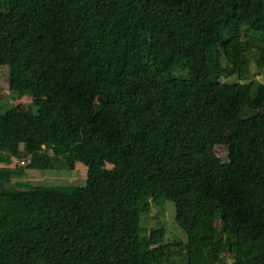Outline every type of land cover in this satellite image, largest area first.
I'll return each instance as SVG.
<instances>
[{
  "label": "trees",
  "instance_id": "trees-1",
  "mask_svg": "<svg viewBox=\"0 0 264 264\" xmlns=\"http://www.w3.org/2000/svg\"><path fill=\"white\" fill-rule=\"evenodd\" d=\"M249 39L264 0H0V177L86 176L0 190V264H264V81L221 80ZM165 199L186 243L144 231Z\"/></svg>",
  "mask_w": 264,
  "mask_h": 264
},
{
  "label": "rangeland",
  "instance_id": "rangeland-1",
  "mask_svg": "<svg viewBox=\"0 0 264 264\" xmlns=\"http://www.w3.org/2000/svg\"><path fill=\"white\" fill-rule=\"evenodd\" d=\"M251 45V57L246 73H232L224 74L221 80L224 82H244L249 79H256L264 81V59L261 58L260 49L264 50V44L249 39ZM14 93L9 91L3 80V70L0 69V113L5 112L13 105ZM23 102L30 105L32 111L37 109L31 105V98L24 96ZM22 148L23 145L21 144ZM216 154L224 162L227 161V149L224 145L215 147ZM22 160L24 161L23 163ZM29 158L23 157L19 160V169L21 175L11 174L9 178L0 177V190L7 189L15 191L16 189H27L29 187L51 188L57 186H82L85 184L86 176H83V170H69L61 159L56 162L54 168L50 169H37L26 166ZM163 226L164 228V241H177L186 243L187 236L183 229L175 221V206L174 203L168 199L161 202L160 205L153 207V211L144 214L143 228L146 234L152 228ZM186 264L183 257V251L175 253L167 264ZM230 262V261H229ZM228 262V263H229Z\"/></svg>",
  "mask_w": 264,
  "mask_h": 264
},
{
  "label": "built area",
  "instance_id": "built-area-1",
  "mask_svg": "<svg viewBox=\"0 0 264 264\" xmlns=\"http://www.w3.org/2000/svg\"><path fill=\"white\" fill-rule=\"evenodd\" d=\"M21 163H23V161Z\"/></svg>",
  "mask_w": 264,
  "mask_h": 264
}]
</instances>
